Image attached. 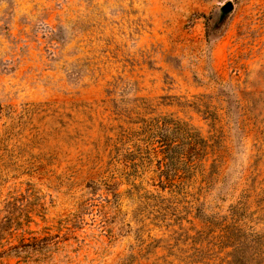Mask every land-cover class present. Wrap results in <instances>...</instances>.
Segmentation results:
<instances>
[{
	"label": "rangeland",
	"instance_id": "obj_1",
	"mask_svg": "<svg viewBox=\"0 0 264 264\" xmlns=\"http://www.w3.org/2000/svg\"><path fill=\"white\" fill-rule=\"evenodd\" d=\"M0 264H264V0H0Z\"/></svg>",
	"mask_w": 264,
	"mask_h": 264
},
{
	"label": "water",
	"instance_id": "obj_2",
	"mask_svg": "<svg viewBox=\"0 0 264 264\" xmlns=\"http://www.w3.org/2000/svg\"><path fill=\"white\" fill-rule=\"evenodd\" d=\"M233 9V3L231 1L227 2L223 7L221 8L223 13H227Z\"/></svg>",
	"mask_w": 264,
	"mask_h": 264
}]
</instances>
